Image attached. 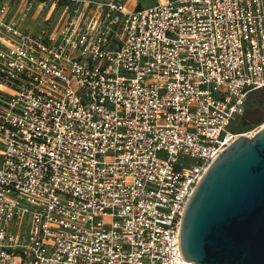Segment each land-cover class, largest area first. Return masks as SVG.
Returning a JSON list of instances; mask_svg holds the SVG:
<instances>
[{
  "label": "built area",
  "instance_id": "built-area-1",
  "mask_svg": "<svg viewBox=\"0 0 264 264\" xmlns=\"http://www.w3.org/2000/svg\"><path fill=\"white\" fill-rule=\"evenodd\" d=\"M260 93L264 0H0V264H194L185 208Z\"/></svg>",
  "mask_w": 264,
  "mask_h": 264
},
{
  "label": "water",
  "instance_id": "water-1",
  "mask_svg": "<svg viewBox=\"0 0 264 264\" xmlns=\"http://www.w3.org/2000/svg\"><path fill=\"white\" fill-rule=\"evenodd\" d=\"M179 242L186 262L264 264V128L210 165L187 203Z\"/></svg>",
  "mask_w": 264,
  "mask_h": 264
},
{
  "label": "rangeland",
  "instance_id": "rangeland-1",
  "mask_svg": "<svg viewBox=\"0 0 264 264\" xmlns=\"http://www.w3.org/2000/svg\"><path fill=\"white\" fill-rule=\"evenodd\" d=\"M123 1H124L125 5L128 6V7L129 6H132L133 3H135L137 6H140L141 5L142 7H148V6L152 5V4H154L156 0H123ZM34 11H37V9H34L31 13H33ZM45 11H46V9H45ZM57 19H58V15L56 14L53 17V21L56 22ZM34 21H35L34 23H33V21L30 22V24L28 26V27L31 28L30 32H35L38 29V27L36 26L37 23H38V20H34ZM262 124H264V120H261V121H257L255 123H252L250 126H248L245 129H241V128H237L236 127V130L237 129H239L240 131H242V130H249V129H252V127H254L256 125H262Z\"/></svg>",
  "mask_w": 264,
  "mask_h": 264
},
{
  "label": "flooded vegetation",
  "instance_id": "flooded-vegetation-1",
  "mask_svg": "<svg viewBox=\"0 0 264 264\" xmlns=\"http://www.w3.org/2000/svg\"><path fill=\"white\" fill-rule=\"evenodd\" d=\"M262 113H264V107L259 105H249V108L247 109L240 124V128L245 129L252 123L257 122V120L261 118Z\"/></svg>",
  "mask_w": 264,
  "mask_h": 264
},
{
  "label": "crops",
  "instance_id": "crops-1",
  "mask_svg": "<svg viewBox=\"0 0 264 264\" xmlns=\"http://www.w3.org/2000/svg\"><path fill=\"white\" fill-rule=\"evenodd\" d=\"M99 1H110V0H99ZM119 1H121V2L125 5V3H124L123 0H119ZM125 7H126L128 10H132L133 8L137 7V5H136L135 3H133L132 6H129V7H128V6L125 5ZM140 7H142V6L140 5ZM35 9H37V11H34L33 13H31L30 16H29V19H28V20L25 22V24H24V26H25L26 28L31 29V28L28 27V26H29L30 22H32V21H33V23H34V22H35L34 20H38V23H37L36 26H38V25H39L41 22H43V20H44L45 13H40V11H39L38 8H35Z\"/></svg>",
  "mask_w": 264,
  "mask_h": 264
},
{
  "label": "trees",
  "instance_id": "trees-1",
  "mask_svg": "<svg viewBox=\"0 0 264 264\" xmlns=\"http://www.w3.org/2000/svg\"><path fill=\"white\" fill-rule=\"evenodd\" d=\"M250 105H259L264 107V93H260L259 95H253L249 99Z\"/></svg>",
  "mask_w": 264,
  "mask_h": 264
}]
</instances>
